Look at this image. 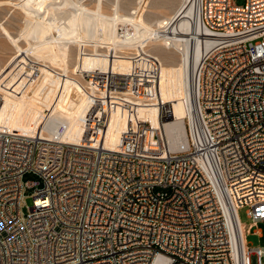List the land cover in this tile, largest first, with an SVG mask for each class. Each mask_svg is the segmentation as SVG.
I'll return each instance as SVG.
<instances>
[{"label": "built area", "instance_id": "2783aa9c", "mask_svg": "<svg viewBox=\"0 0 264 264\" xmlns=\"http://www.w3.org/2000/svg\"><path fill=\"white\" fill-rule=\"evenodd\" d=\"M193 3L212 45L191 72L174 147L158 134L155 148L146 144L151 125L138 107L158 102L161 75L149 55L124 73L84 70L90 105L78 142L61 138L66 122L52 137L0 127V264H263L264 245L246 234H264V0ZM157 105L162 118L173 114ZM114 113L126 126L110 148ZM28 171L40 180L24 182ZM241 207L252 219L244 231Z\"/></svg>", "mask_w": 264, "mask_h": 264}, {"label": "rangeland", "instance_id": "374dc122", "mask_svg": "<svg viewBox=\"0 0 264 264\" xmlns=\"http://www.w3.org/2000/svg\"><path fill=\"white\" fill-rule=\"evenodd\" d=\"M245 1L235 0L240 5ZM182 2L183 0H0V127L33 133L29 127L40 123L55 106L73 111L78 117L86 114L90 99L84 90V70H103L110 65L108 40L112 37L108 18L117 15L122 19L121 22L118 21L120 32L123 19L140 22L144 25L145 32L126 37L121 33L117 37L113 35V39L119 44L112 60L114 69L120 73L127 72L131 59L136 55L154 56L161 62L158 102L142 103L138 107L140 116L151 125L146 144L155 148L157 140L154 135L162 136L159 124L161 112L157 103L171 104L173 114L167 118L183 119L185 125L187 122L184 102L179 100L178 95L183 88L180 53L161 40L153 39L152 32L157 28L156 21L172 16ZM99 10L102 18L104 17L100 25L98 19H95L96 11ZM28 19L48 21L51 27L36 30L28 24ZM131 26L130 23L125 25L128 29ZM106 34L110 37L107 38ZM119 35L125 41L118 39ZM38 38H56L57 46L49 47L48 50L53 57L40 54ZM148 64L151 65V62ZM166 107L168 108V104ZM125 126V117L114 113L109 123L108 141L113 142L116 137L118 143ZM177 130L178 135L174 133L176 138L180 134L178 131H181ZM72 136L81 138L82 134L73 132ZM39 180L38 174L33 171L23 175L24 182ZM35 188L36 185H32L25 189L24 213H28V206L32 205ZM239 217L245 227L252 221L246 207L239 209ZM258 226L264 231V222H260ZM256 228L255 226L253 230ZM246 236L251 246L264 245V234L260 237L251 232ZM262 263L264 264V257Z\"/></svg>", "mask_w": 264, "mask_h": 264}, {"label": "bare ground", "instance_id": "6f19581e", "mask_svg": "<svg viewBox=\"0 0 264 264\" xmlns=\"http://www.w3.org/2000/svg\"><path fill=\"white\" fill-rule=\"evenodd\" d=\"M96 14L97 15H95L96 16L95 19L96 20L98 19L97 22H99V25H100L103 23L104 17L102 18L100 10L99 12L96 11ZM108 19H109L108 25H109V28H111V37H112L110 38L111 40L110 39L108 40V46L110 48V55H111V61H110L111 63L108 66V68L114 69L112 60H114L113 57H114V54L117 48L119 47V44H118V41L116 42L113 39L114 37L113 35L116 36L118 33H121L122 35H125V37L129 35L133 36L137 33H141L142 31L145 32V30H144V25H141L140 22H136V21L134 22L131 19H123V24H122L123 28H122V31L120 32L118 30V21L121 22L122 19L120 20L117 17V15H114L112 18H108ZM129 23L132 26L131 28L128 29L126 28L127 26L125 27V25ZM28 24L33 26L34 29L35 28L36 30L38 29L39 31L45 28L49 29L51 27L48 21L40 22V21H32L28 19ZM156 27H157L156 29L152 30V32H154L153 39L161 40L163 43L168 44L170 47H173L176 51L180 53L181 60H182V66H183V70H182L183 75L181 77L182 82H183V88L182 90L178 92V95H179V100H182L184 102L183 104L186 109L185 111L186 116H188L189 110L191 108L190 106L191 91L189 93V85H190L189 80H190L191 72L194 69V67L197 65L201 57V54L204 52V50L208 49L212 45L211 39L202 38L199 36V33H201L202 28H201V25H199L198 21H196L195 19V8H194L193 0H183L182 4L177 8V10L174 12L172 16L158 19L156 21ZM98 29L100 28L98 27ZM28 33H30V31ZM120 35L118 39L124 40V38H121ZM105 36H108V34H106ZM109 37L110 36H108L107 38ZM38 39H39L38 41H40L39 42V47H40L39 51L41 50L40 54L41 55L45 54V56H48L47 54H49L50 57L51 56L53 57V54H51L50 51L48 52V50L50 48H54L55 46H57L56 40H55L56 38H52L51 40H47V39L45 40V38H38ZM159 119H160L159 124L161 127L162 136L166 137L171 147H174L176 143L178 142V140L180 139L179 137L181 135V132L185 131L184 127L186 128V125L184 124V122H182L183 119L181 120V119H175V118H162L161 114L159 115ZM60 122H66L67 124V129L61 138L69 142H78L80 139V136H78L79 138L76 136H72V133L73 132H79L81 134L83 133V129L85 127V122H86V114L82 115L81 117H78V115H76L73 111H67L61 107L55 106L52 112L48 113L40 121V123H36L34 126L29 127L33 133H27V134H42V135L52 137L54 136L55 129L58 123ZM178 128L181 131H178L179 130ZM10 130L15 131L13 129H10ZM175 130L180 132L177 138H176V135H174V133L176 132ZM16 132H19V131H16ZM22 133H26V132H22ZM108 135H109V126L104 134L105 143L110 148L116 147L117 145L116 137L113 138L114 140L112 139L113 142H109ZM241 227H242V230L244 231L243 223L241 224ZM153 264H167V261L161 257H158L157 259H155Z\"/></svg>", "mask_w": 264, "mask_h": 264}]
</instances>
